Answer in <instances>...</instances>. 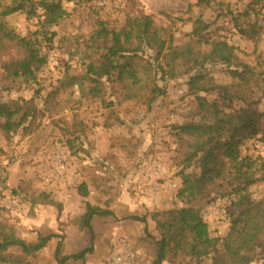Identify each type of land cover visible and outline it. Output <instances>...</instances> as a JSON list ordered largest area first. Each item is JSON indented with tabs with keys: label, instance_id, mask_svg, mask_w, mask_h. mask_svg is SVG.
<instances>
[{
	"label": "rangeland",
	"instance_id": "1",
	"mask_svg": "<svg viewBox=\"0 0 264 264\" xmlns=\"http://www.w3.org/2000/svg\"><path fill=\"white\" fill-rule=\"evenodd\" d=\"M54 1L60 2L66 14L52 27L51 42L42 47L46 64L36 80L21 84L0 70V103L33 100L40 111L30 133L19 129L6 140L0 132V242L4 233L27 244H35L39 236L56 237L31 255L9 248L4 253L7 262L0 264H58L55 251L59 241L62 256L92 248L85 264H107L114 243L139 251L151 264L156 241L161 238L151 215L186 208L189 198L179 195L183 176L200 174L196 160L187 167L192 140L178 137L175 127L203 120L198 96L223 103L214 91L193 94L190 76L200 74L201 84L227 87L239 97L230 101L233 109L247 106L264 113V0ZM42 13L38 7L37 15ZM141 15L149 17L152 30L161 32L166 42L164 53L169 46L194 44L200 39L223 41L233 48L241 65L206 63L189 75L162 79L159 71L148 69L147 63H151L156 71L158 63L154 53L145 49L139 54L143 60L136 59L132 66L138 82L120 79L117 70L95 77L97 83L86 80L89 64L102 63L99 54L89 59L82 50L98 22L119 32L129 19ZM30 16L19 12L3 21L18 35L26 36L37 31L40 21ZM251 26H255L254 40L241 33L250 31ZM209 49L210 45L203 44L194 47L190 60L199 61ZM71 78L81 80L84 88ZM154 89L158 91L150 102ZM258 124L263 126L264 119ZM60 152H64L67 166L63 179L55 171V157ZM240 158L251 160L257 179L248 190L252 205L231 214V197H220L223 207L214 205L221 191L207 199L192 200L191 205L208 225V240L196 241L198 260L179 253L163 264H212L216 239L226 244L231 256L236 255L238 234L249 228L257 212L264 211V150L257 138L241 145ZM154 164L160 167L159 178L146 181ZM171 181L179 182V187L170 188ZM80 187H85L87 197L78 193ZM86 203L113 215L94 217L92 231L82 229L80 218ZM133 217H145L146 222ZM251 264L263 263L256 258Z\"/></svg>",
	"mask_w": 264,
	"mask_h": 264
},
{
	"label": "trees",
	"instance_id": "2",
	"mask_svg": "<svg viewBox=\"0 0 264 264\" xmlns=\"http://www.w3.org/2000/svg\"><path fill=\"white\" fill-rule=\"evenodd\" d=\"M30 1L0 0V70L6 78L26 85L34 82L36 74L45 66L46 57L42 54V47L51 42L54 36L52 27L66 14L61 10L58 1L42 0L40 3ZM38 7L43 12L41 15H37ZM25 11L31 16L38 17L40 21L37 31L21 36L9 28L3 20ZM254 28L255 26H251L250 31L241 30V33L249 40H254ZM160 34V31L152 30L149 17L146 15L129 19L127 26L119 32L108 30L105 24L99 21L97 29L84 41L82 50L90 56L85 55L89 59L99 54L102 63L96 65L92 61L93 63L89 64L86 80L97 83L95 77L102 78L108 76L110 71L117 70L120 79L126 77L138 82L137 72L132 66L136 59L143 60L139 54L145 49L154 53V60L158 63L156 71L152 69L151 63H147L148 69L155 73L159 71L162 79L189 75L206 63H223L236 67L241 65L233 48L223 41L209 43L200 39L194 44L190 42L177 47L169 46L168 53H164L166 42ZM202 44L210 45V49L201 54L199 61H191L190 56L194 52V47L199 48ZM201 76L200 74L190 76L189 90L193 94L217 92L223 103L219 105L217 102H208L198 96V108L204 114L203 120L175 127L178 137H188L192 140L186 159L187 167L196 160L200 174L183 176L179 195L182 198H189L186 208L151 215L161 234V238L156 241V255L151 264H163L169 256L174 257L179 253L189 256L191 261L198 260L196 241H207L209 231L199 211L191 205L192 200L207 199L211 193L221 191L219 198L231 197L229 206L231 214L241 206L252 205L248 190L257 179L252 173L251 160L240 158V147L246 140L257 138L258 146L264 150V125L258 124L260 118L264 119V113H258L247 106L239 110L233 109L230 101L239 97L231 93L227 87L212 83L201 84ZM71 79L81 90L84 88L81 80ZM82 80H85V77ZM156 91L158 89L151 91L150 102L155 99ZM39 113L33 100L0 103V132L6 140H9L11 134L19 129L30 133ZM77 191L82 197L88 196L85 187H80ZM42 198V202L46 203L47 197L43 195ZM112 215L109 210L86 203L85 212L80 218L81 228L92 231L91 223L94 217ZM133 220L146 222L145 217H133ZM55 237L54 235L39 236L35 244H27L11 233H4L0 242V262H7L4 253L9 248L16 247L23 253L31 255L43 250L47 242ZM237 238L235 256L227 252L223 241L219 243V240H215L212 264H241V262L251 264L256 258H260L264 264V211L257 212L249 228L244 233L238 234ZM61 249L62 242L59 241L55 251L58 264H69L70 261L72 264H85L86 255L92 252V248H88L72 255L62 256Z\"/></svg>",
	"mask_w": 264,
	"mask_h": 264
},
{
	"label": "built area",
	"instance_id": "3",
	"mask_svg": "<svg viewBox=\"0 0 264 264\" xmlns=\"http://www.w3.org/2000/svg\"><path fill=\"white\" fill-rule=\"evenodd\" d=\"M66 162L64 152H60L55 157V171L58 174L59 179H63V175L66 170ZM159 165L154 164L151 167L149 173L145 176V180L151 178H159ZM47 182L51 181V177H46L47 175L43 174ZM169 186L172 189H177L179 187V182L171 181ZM147 192V191H146ZM224 200L218 198L214 201L215 206L223 207ZM107 264H150L146 261L144 256L139 251H133L123 247L120 243H114L112 250L109 253V256L106 259Z\"/></svg>",
	"mask_w": 264,
	"mask_h": 264
}]
</instances>
